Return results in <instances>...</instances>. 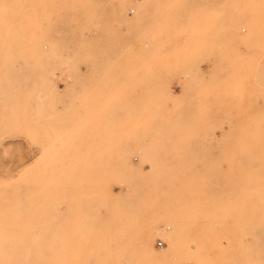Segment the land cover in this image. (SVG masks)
Segmentation results:
<instances>
[{
	"label": "rangeland",
	"instance_id": "374dc122",
	"mask_svg": "<svg viewBox=\"0 0 264 264\" xmlns=\"http://www.w3.org/2000/svg\"><path fill=\"white\" fill-rule=\"evenodd\" d=\"M0 264H264V0H0Z\"/></svg>",
	"mask_w": 264,
	"mask_h": 264
},
{
	"label": "built area",
	"instance_id": "2783aa9c",
	"mask_svg": "<svg viewBox=\"0 0 264 264\" xmlns=\"http://www.w3.org/2000/svg\"><path fill=\"white\" fill-rule=\"evenodd\" d=\"M164 243L163 240H159V244L162 245Z\"/></svg>",
	"mask_w": 264,
	"mask_h": 264
}]
</instances>
